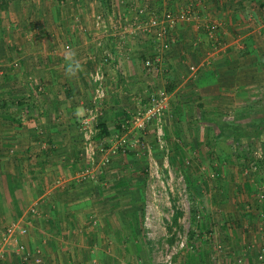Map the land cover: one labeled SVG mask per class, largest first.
<instances>
[{
	"label": "crops",
	"instance_id": "obj_1",
	"mask_svg": "<svg viewBox=\"0 0 264 264\" xmlns=\"http://www.w3.org/2000/svg\"><path fill=\"white\" fill-rule=\"evenodd\" d=\"M142 1L0 0V235L12 223L27 228L17 240L27 247L26 264H73L68 251H89L93 235L118 233L120 211L127 208L124 217L134 212L132 197L121 195L130 180L120 177L127 167L120 156L93 170H86L82 156L80 123L92 104L91 73L98 63L107 95L96 135L101 124L107 135L117 131L119 122L158 89L169 94L164 127L187 139L202 131L198 124L255 104L264 107V0H150L156 13L191 8L198 16L175 25L163 63L153 70L143 61L154 56L157 43L139 28L141 22L130 21L134 14L127 6ZM103 6L108 31L103 24L97 29L92 19ZM210 22L218 25V49L205 31ZM66 46L82 65L71 78L65 76ZM230 178L216 182L227 190L211 192L204 201L218 221L215 235L223 255L216 256L264 264L258 259L264 250V202L254 208L253 184L244 179L239 189L249 202L241 204L242 226L227 228L224 218L236 211ZM201 181L189 174V186ZM10 255L3 264H18Z\"/></svg>",
	"mask_w": 264,
	"mask_h": 264
},
{
	"label": "rangeland",
	"instance_id": "obj_2",
	"mask_svg": "<svg viewBox=\"0 0 264 264\" xmlns=\"http://www.w3.org/2000/svg\"><path fill=\"white\" fill-rule=\"evenodd\" d=\"M149 1L143 0V5L139 6L131 2L128 5L125 3L134 15L131 20L128 17L122 19L144 22L147 16L158 15L159 13L155 12ZM119 4L124 2L119 0ZM102 8L92 18L97 29L102 27V24L104 29L107 28L105 21L107 11L105 12L104 6ZM139 8H144V12L140 14ZM160 11L162 12L157 10V12ZM139 28L142 29L141 24ZM108 30L107 28L106 31ZM142 31L146 33L143 29ZM98 46L102 47L101 43ZM243 110L245 112L237 111V115L233 111L232 114L229 112L228 117L218 122L204 126L198 124L202 131H198L191 139L167 130L165 123L163 148L159 147L152 126L141 136H130L128 151L114 156L119 155L121 164L127 166L123 167L125 170L119 174L121 178L130 180V184L121 188L123 192L121 195L132 197L134 204L131 206L134 212L129 211L127 217H124L127 208L123 211L121 207L124 213L122 215L120 211L118 233L93 235L89 251H68L71 262L81 264V262L91 261L92 264H96L95 260H97L100 261V263L97 262L99 264H168L167 258L170 256V264H242L240 257L235 256L234 259L232 257L229 261L223 262L216 256L217 253L222 254V251H218L221 249L218 245L222 240L215 235L218 221L215 218H213L215 221L212 220V214L206 211L204 201L205 198H212L211 192L221 194L223 190H227L223 184L216 185V182L230 178L233 173L230 179L233 182V203L236 211L232 216L229 215L230 219L224 218V221L229 222L227 228L240 229L242 226L239 218L241 204L242 201L249 202L242 197L239 189L244 179L250 180V184H253L252 192L255 195L252 201L256 204L254 208H258L257 204L259 205L260 201L264 202V171L260 167L254 168L255 165L257 166L256 159L264 157L261 135L264 131V107L255 104ZM237 125H248L252 132L249 136L242 137L217 135L222 127L227 129ZM115 132L116 130L113 133ZM191 143L195 144L191 146ZM150 158L157 162L159 179L149 176ZM181 163L184 164V168L180 166ZM190 164L196 166L195 171H189ZM230 166L234 168L233 172L229 170ZM189 174H192L195 179L202 177L203 181L196 183L199 184L197 186L193 184L189 186ZM179 175L184 177L188 185V202L185 207L183 202L186 200L179 194L181 187L178 183ZM155 180L158 181L152 186ZM197 214L199 218L196 217ZM123 223H128L129 226ZM19 237L20 235H15L4 243L0 235V264L8 260L7 256L10 254L9 259L12 262L26 264L28 258L24 259V252L27 247L25 245L24 249V245L17 242ZM182 238L185 239V246L178 248L177 242ZM95 240L96 243L93 242ZM11 244H15V249H10ZM213 244L216 246L214 251ZM20 246L23 248L20 249ZM259 255L258 259L261 260ZM15 256L18 257L15 258ZM38 263H42V260Z\"/></svg>",
	"mask_w": 264,
	"mask_h": 264
},
{
	"label": "built area",
	"instance_id": "obj_3",
	"mask_svg": "<svg viewBox=\"0 0 264 264\" xmlns=\"http://www.w3.org/2000/svg\"><path fill=\"white\" fill-rule=\"evenodd\" d=\"M138 12L141 14L144 12V8H139ZM149 15V14H148ZM198 19V16L191 8L174 12L173 10H166L160 15L147 16L144 22H141L142 29L151 34L157 43V52L152 58H146L144 67L147 70H153L161 66L163 63V51L167 50L172 42L170 37L172 29L178 22L192 21ZM205 31L209 38L212 40L213 48L218 49L221 44L215 37V33L218 30V25L214 22L206 24ZM212 57V51L211 56ZM195 67L190 66L191 71H195ZM91 79L94 83V93L92 104L86 109V113L81 119L80 131L83 136L82 156L86 162V170L97 169L108 164L111 158L118 153H126L130 146L129 135L141 136L146 129L150 126L153 127L160 148L165 145L164 138V116L167 112L169 94L165 89H158L151 93L144 102H140L137 110L130 113L129 116L124 117L119 122V127L115 133L111 135H105L100 139L95 136L98 128L96 126L98 117L102 111V105L107 95L105 85V72L102 64L98 63L92 70ZM148 172L150 177L158 178V165L156 161L150 158ZM258 166L255 165L254 168ZM264 171V170H263ZM158 180L153 182L152 186ZM178 183H180L179 194L182 198H185L187 204L188 188L186 181L182 175L178 177ZM162 184L163 182L160 181ZM163 185V184H162ZM183 201V200H182ZM31 212L35 211L34 207L30 208ZM196 217L199 218L197 214ZM27 232L26 227L19 226L15 223L8 225L1 234L4 243H7L15 235H23ZM178 248L185 246V239L182 238L177 242ZM23 246H20V249ZM19 250H17L18 252ZM26 251V250H25ZM28 252H24V259L28 258ZM261 260H264V250L259 255ZM167 263L170 264V256L167 258Z\"/></svg>",
	"mask_w": 264,
	"mask_h": 264
},
{
	"label": "trees",
	"instance_id": "obj_4",
	"mask_svg": "<svg viewBox=\"0 0 264 264\" xmlns=\"http://www.w3.org/2000/svg\"><path fill=\"white\" fill-rule=\"evenodd\" d=\"M251 132H252V130L248 125H237V126H233L231 128L227 127V129L225 127H222L220 129L219 135L230 134L232 136L242 137V136H249ZM98 133L99 134L96 136H98L100 138L107 135L106 127L104 126V124H101L99 126V132ZM253 133H255V132H253ZM261 135H262V143L264 145V131L261 133ZM256 164L258 167H260L264 170V157L256 159ZM193 217H194V215H193Z\"/></svg>",
	"mask_w": 264,
	"mask_h": 264
},
{
	"label": "clouds",
	"instance_id": "obj_5",
	"mask_svg": "<svg viewBox=\"0 0 264 264\" xmlns=\"http://www.w3.org/2000/svg\"><path fill=\"white\" fill-rule=\"evenodd\" d=\"M65 76L74 77L82 70V65L79 60L76 59V52L71 46H66L64 49Z\"/></svg>",
	"mask_w": 264,
	"mask_h": 264
}]
</instances>
